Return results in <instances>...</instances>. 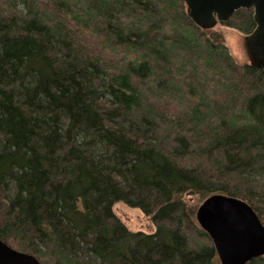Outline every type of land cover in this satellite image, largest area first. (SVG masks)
Here are the masks:
<instances>
[{
	"label": "trees",
	"instance_id": "1",
	"mask_svg": "<svg viewBox=\"0 0 264 264\" xmlns=\"http://www.w3.org/2000/svg\"><path fill=\"white\" fill-rule=\"evenodd\" d=\"M210 33L182 0H0V239L42 264H216L185 233L205 198L264 225V71Z\"/></svg>",
	"mask_w": 264,
	"mask_h": 264
},
{
	"label": "water",
	"instance_id": "2",
	"mask_svg": "<svg viewBox=\"0 0 264 264\" xmlns=\"http://www.w3.org/2000/svg\"><path fill=\"white\" fill-rule=\"evenodd\" d=\"M186 13L200 29L227 23L240 10H252L255 28L244 37L252 66L264 71V0H182ZM195 219L208 235L220 264H247L264 256V225L244 200L212 194L197 207ZM0 264H42L0 239Z\"/></svg>",
	"mask_w": 264,
	"mask_h": 264
},
{
	"label": "rangeland",
	"instance_id": "3",
	"mask_svg": "<svg viewBox=\"0 0 264 264\" xmlns=\"http://www.w3.org/2000/svg\"><path fill=\"white\" fill-rule=\"evenodd\" d=\"M211 31L209 38L213 40V35L223 42L228 48L229 52L234 54L237 59L241 61L249 60L245 54L244 48V35L237 30L225 26L224 24H218L215 27L204 30ZM115 216L131 231H142L144 233H153L155 226L149 217L145 216L138 208L128 207L123 202H117L112 207ZM196 212V210H195ZM195 212L193 214L194 224H187L185 233L190 241V246L196 247L206 241L210 240L207 236H200L197 232V228L201 229L195 219ZM211 241V240H210ZM216 264H220L218 257L216 256Z\"/></svg>",
	"mask_w": 264,
	"mask_h": 264
},
{
	"label": "flooded vegetation",
	"instance_id": "4",
	"mask_svg": "<svg viewBox=\"0 0 264 264\" xmlns=\"http://www.w3.org/2000/svg\"><path fill=\"white\" fill-rule=\"evenodd\" d=\"M244 48H246V46L244 45Z\"/></svg>",
	"mask_w": 264,
	"mask_h": 264
},
{
	"label": "bare ground",
	"instance_id": "5",
	"mask_svg": "<svg viewBox=\"0 0 264 264\" xmlns=\"http://www.w3.org/2000/svg\"><path fill=\"white\" fill-rule=\"evenodd\" d=\"M5 243H7V242H5ZM11 247V246H10Z\"/></svg>",
	"mask_w": 264,
	"mask_h": 264
}]
</instances>
